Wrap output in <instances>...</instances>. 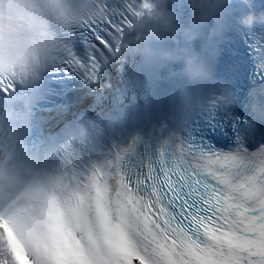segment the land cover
<instances>
[{
  "label": "snow or ice",
  "instance_id": "obj_1",
  "mask_svg": "<svg viewBox=\"0 0 264 264\" xmlns=\"http://www.w3.org/2000/svg\"><path fill=\"white\" fill-rule=\"evenodd\" d=\"M135 15L125 0H81L71 36L49 37L50 66L95 84ZM257 51L264 59V35ZM21 63L20 45L8 41L5 96ZM218 86L216 105L226 108L235 97ZM229 123L226 138L208 134L224 148L165 129L108 153L57 152V189L31 207L0 209V264H264V103Z\"/></svg>",
  "mask_w": 264,
  "mask_h": 264
},
{
  "label": "clouds",
  "instance_id": "obj_2",
  "mask_svg": "<svg viewBox=\"0 0 264 264\" xmlns=\"http://www.w3.org/2000/svg\"><path fill=\"white\" fill-rule=\"evenodd\" d=\"M81 0H0V50L8 41L22 49V63L14 80L21 87L38 85L51 65L49 37L71 36L70 25ZM134 16L120 56L141 54L146 60L159 58L180 62L183 73L194 81L207 78L208 71L198 49L219 34L225 14L234 0H125ZM249 4L250 0H240ZM177 9L186 12L181 19ZM243 26H264V11L248 10L238 17ZM164 46L155 47L162 44ZM170 45V46H168ZM116 57V58H120ZM55 163L22 157L14 147L0 117V209L31 207L57 189Z\"/></svg>",
  "mask_w": 264,
  "mask_h": 264
}]
</instances>
